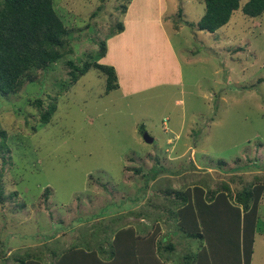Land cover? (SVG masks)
<instances>
[{
    "label": "rangeland",
    "instance_id": "obj_1",
    "mask_svg": "<svg viewBox=\"0 0 264 264\" xmlns=\"http://www.w3.org/2000/svg\"><path fill=\"white\" fill-rule=\"evenodd\" d=\"M185 1L160 2L167 3L162 21L171 48L154 32L149 54L128 48V77L120 75L122 85L105 94L104 76L93 69L59 90L69 78L64 63L89 55L102 63L95 56L99 42L124 20L129 0H53L72 52L17 92L0 95V264H18L24 253L53 264L51 252L97 247L118 226L144 235L155 225L162 263L185 264L189 255V264H198L193 256L209 251L174 226L166 191L198 185L206 192L223 182L233 197L245 183H260L253 177L264 176V14L252 20L239 8L210 34L196 27L204 0ZM212 40L225 48L209 59L202 53ZM140 55L148 57L140 63ZM213 65L225 67L221 85ZM37 99L42 108L55 102L46 123L39 121ZM258 214L250 264H264V190ZM165 234L172 250L163 247Z\"/></svg>",
    "mask_w": 264,
    "mask_h": 264
},
{
    "label": "trees",
    "instance_id": "obj_2",
    "mask_svg": "<svg viewBox=\"0 0 264 264\" xmlns=\"http://www.w3.org/2000/svg\"><path fill=\"white\" fill-rule=\"evenodd\" d=\"M204 5V14L196 27L206 32H214L227 23L233 11L239 8L252 20L260 19L264 14V0H244L243 3L242 0H204ZM125 8L123 5L121 13L125 12ZM121 30L122 24L118 22L108 34L114 35ZM69 34L53 0H0V95L17 92L25 81H33L37 71L46 73L64 55L71 53ZM105 52L106 42L102 40L95 56L100 59ZM64 64L68 67L69 78L61 83L59 90L63 83H75L89 69L104 76L105 94L118 87L113 66L97 62L92 55L79 63L66 59ZM41 103L39 99L34 102L39 108V121L46 123L55 112L56 105L53 101L42 108ZM4 137L5 132L1 130L0 138ZM253 180L260 183H245L233 197L228 185L223 182L206 192L198 185L192 189L177 190L174 194L173 191H166L165 198H168V206L171 207L168 216L175 221L174 226L185 240L201 239L209 251L208 255L201 251L196 253L191 263L250 264L254 236L261 223L258 206L264 190V176H254ZM44 192L48 193L47 189ZM2 194L0 189V199ZM227 198H231L233 203H228ZM159 228L155 225L154 230L141 235L133 227L118 226L113 230L111 240L105 242L108 238L102 235L103 243L97 247L74 244L57 253L51 252L53 264H170L162 263L155 253L161 245L157 238ZM165 237L168 239L163 247L172 250L170 237ZM184 260L185 264H189V255ZM18 264L41 262L34 253H24ZM180 264L184 262L180 261Z\"/></svg>",
    "mask_w": 264,
    "mask_h": 264
},
{
    "label": "crops",
    "instance_id": "obj_3",
    "mask_svg": "<svg viewBox=\"0 0 264 264\" xmlns=\"http://www.w3.org/2000/svg\"><path fill=\"white\" fill-rule=\"evenodd\" d=\"M149 1L154 2V5H155L154 8H153V5L148 4ZM160 2L161 0H129V2L126 5L125 12L123 13L124 20L121 22L122 30L120 32L115 33L114 35H109L105 39L106 52H105V55L100 59L102 63L113 66L116 72L117 81H118L117 88H119L122 85L120 75L122 76L125 75L126 77H128L127 73L129 72L130 67H131L129 63H124L125 59L129 58L128 53H127L128 48L131 47L137 54H140V53L143 54L144 52L148 53L147 50H149V46H150L149 39H150V34L152 32H154L155 39L158 43H162L164 47L167 46L168 50L171 48L170 39L168 35L166 34V30H165L166 25L164 26V23L162 21V16L164 15V12L166 13L167 3L165 2L166 4H164V8H163L160 5ZM185 2H187V0ZM171 3L172 1L168 3V6L169 5L171 6ZM182 6L178 9L179 12L183 11ZM257 23L259 24L258 21H254V24H257ZM173 28L175 29V27ZM175 31L179 33V29H175ZM212 33L214 32H210V34ZM125 39L127 40L126 42H125ZM215 41L216 40L207 42L208 46H210L209 51L207 50L204 53L202 51V48H200V51L197 50L194 54H192L191 52L192 57L193 56L197 57V55H199V53H202V52H203L202 54H204L209 59L214 57L213 54L217 53L216 50L225 48V46H221L218 41L216 42ZM112 42L113 44H115L113 46V49L110 48V45L112 44ZM137 44L140 45L139 51L136 49ZM179 51H182L181 48L179 49ZM170 52H171L172 57L176 59L175 54L172 49L170 50ZM182 52L184 54V50ZM222 52H225V51L222 50L221 53ZM157 53L158 51H156V54ZM229 53H232L231 49L229 50ZM135 57H138L137 59L141 63L148 56L145 57L143 55H140V56H135ZM141 57H142V60H141ZM190 58L188 60H190ZM125 65L127 66L126 67L127 69H125ZM213 66H214V74L217 76L216 81L219 85H221V83L223 84L224 82V78H222V81L220 80L219 71L220 69L224 71L225 67L224 65L222 66L213 65ZM146 72L149 74L150 71L147 70ZM157 257L161 260L159 256ZM150 264H160V263L153 262ZM172 264H177V263L175 262Z\"/></svg>",
    "mask_w": 264,
    "mask_h": 264
},
{
    "label": "water",
    "instance_id": "obj_4",
    "mask_svg": "<svg viewBox=\"0 0 264 264\" xmlns=\"http://www.w3.org/2000/svg\"><path fill=\"white\" fill-rule=\"evenodd\" d=\"M142 138L147 143H151L153 141V138L147 133H143Z\"/></svg>",
    "mask_w": 264,
    "mask_h": 264
},
{
    "label": "bare ground",
    "instance_id": "obj_5",
    "mask_svg": "<svg viewBox=\"0 0 264 264\" xmlns=\"http://www.w3.org/2000/svg\"><path fill=\"white\" fill-rule=\"evenodd\" d=\"M256 243V242H255Z\"/></svg>",
    "mask_w": 264,
    "mask_h": 264
}]
</instances>
